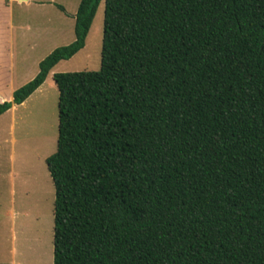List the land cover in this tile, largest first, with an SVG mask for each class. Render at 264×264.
<instances>
[{"label": "trees", "instance_id": "1", "mask_svg": "<svg viewBox=\"0 0 264 264\" xmlns=\"http://www.w3.org/2000/svg\"><path fill=\"white\" fill-rule=\"evenodd\" d=\"M101 2L100 69L52 74L53 264H264V0H80L0 115Z\"/></svg>", "mask_w": 264, "mask_h": 264}, {"label": "rangeland", "instance_id": "2", "mask_svg": "<svg viewBox=\"0 0 264 264\" xmlns=\"http://www.w3.org/2000/svg\"><path fill=\"white\" fill-rule=\"evenodd\" d=\"M54 1L29 10L13 4L10 12L7 0H0V93L7 94L11 75L19 88L37 74L39 62L54 48L74 40L73 15L80 0ZM103 9L101 2L84 47L55 65L40 90L17 109L13 127L8 116L0 119V264H53L55 191L45 163L56 150L58 132V90L52 74L100 69ZM47 17L55 30H62L21 38L19 21L40 25Z\"/></svg>", "mask_w": 264, "mask_h": 264}, {"label": "crops", "instance_id": "3", "mask_svg": "<svg viewBox=\"0 0 264 264\" xmlns=\"http://www.w3.org/2000/svg\"><path fill=\"white\" fill-rule=\"evenodd\" d=\"M7 2H8L7 3V8L9 9L10 12H12V9H13L12 5L13 4H15V5L19 6V7H24V8H26V10H29V9L34 8V7H36V8L45 7V5L49 4V2H55V1L54 0H7ZM74 23H75V19H74ZM57 25L58 24H56V28L59 27ZM16 27L19 28L20 30H23V32L21 33V38L22 39H23V37H27V36H31V37H35V38H39V37H42V36L48 37V33H50L51 31L54 32V31L62 30V28H60L58 30H55L54 24H52L51 20L48 17H47L46 22L42 23L40 25H37L36 23L32 25V24H30L27 21H24V22L23 21H19L18 25ZM16 27H14V29ZM73 31H74V28H73ZM10 43L12 44V41H10ZM9 55H10V57L12 59L13 58L12 50H9ZM38 70H39V67H38ZM33 76L34 75H32V76L30 75L26 82L31 80L33 78ZM9 80L11 81L9 90H8L7 94L0 93V102L6 101V100L8 101V100L12 99V93L15 90V87L12 84V81H13L12 75H11ZM42 84L27 99H25L22 103L13 104L10 109H8L6 112L1 114L0 115V119L2 117H7L8 116L9 119H10V122H11L10 123V127L12 128L13 125H14V122H15L14 118H15V112L17 111V109L19 107H23L26 104L27 100L30 99V97L36 91L40 90ZM11 157L13 158V155H11ZM9 213H11V212H9Z\"/></svg>", "mask_w": 264, "mask_h": 264}]
</instances>
